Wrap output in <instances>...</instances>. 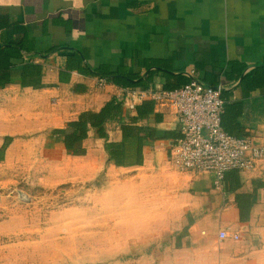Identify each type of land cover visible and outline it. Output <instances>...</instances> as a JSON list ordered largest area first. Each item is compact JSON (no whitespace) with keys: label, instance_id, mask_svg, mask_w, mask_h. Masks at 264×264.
<instances>
[{"label":"crops","instance_id":"obj_1","mask_svg":"<svg viewBox=\"0 0 264 264\" xmlns=\"http://www.w3.org/2000/svg\"><path fill=\"white\" fill-rule=\"evenodd\" d=\"M191 77L221 85L223 129L264 148V0H0V162L18 135L46 141L114 98L121 116L103 122L105 137L89 127L76 146L95 145L115 165L104 145L121 142V126L142 102L128 109L122 88L173 89ZM147 100L150 110L134 123L153 130L142 164L115 166L167 160L169 208L173 199L179 206L176 216L169 209V264H264V157L227 171L218 187L211 172L177 171L176 112ZM222 229L241 237L220 239Z\"/></svg>","mask_w":264,"mask_h":264},{"label":"rangeland","instance_id":"obj_2","mask_svg":"<svg viewBox=\"0 0 264 264\" xmlns=\"http://www.w3.org/2000/svg\"><path fill=\"white\" fill-rule=\"evenodd\" d=\"M132 179L138 188L119 197L114 189ZM178 207L169 208L167 160L116 167L95 145L67 150L18 135L0 162V264H169Z\"/></svg>","mask_w":264,"mask_h":264},{"label":"built area","instance_id":"obj_3","mask_svg":"<svg viewBox=\"0 0 264 264\" xmlns=\"http://www.w3.org/2000/svg\"><path fill=\"white\" fill-rule=\"evenodd\" d=\"M96 81L99 86L106 84L103 76ZM121 91L128 109H134L139 101L152 99L176 112L180 136L172 141L170 153L177 171L211 172L218 187L227 171L249 169L254 160L264 157V148L250 137L230 134L223 129L221 85L191 77L178 88L125 87ZM218 237L237 240L241 235L236 229H222Z\"/></svg>","mask_w":264,"mask_h":264},{"label":"trees","instance_id":"obj_4","mask_svg":"<svg viewBox=\"0 0 264 264\" xmlns=\"http://www.w3.org/2000/svg\"><path fill=\"white\" fill-rule=\"evenodd\" d=\"M121 103L111 98L98 111H83L75 120L68 121L65 128L51 130L47 139L58 142L67 150H78L76 144L87 137L89 127L95 129L99 137H105L103 122L107 119L121 116ZM151 104L145 99L135 107V115L130 117L121 126V142H106L104 147L109 159L117 166H130L142 164V144L145 138L153 134L152 129H147L134 123L150 110ZM3 145L1 150L5 148ZM247 218V217H246ZM244 220V219H243Z\"/></svg>","mask_w":264,"mask_h":264},{"label":"bare ground","instance_id":"obj_5","mask_svg":"<svg viewBox=\"0 0 264 264\" xmlns=\"http://www.w3.org/2000/svg\"><path fill=\"white\" fill-rule=\"evenodd\" d=\"M131 183H132V185L129 188H127V189L126 188L125 189L121 188V190L114 189L115 192H116V194L119 195V197H123V196H126L131 191H133V190H135V189L138 188V185L136 184L137 183L136 182V179H132L131 180ZM138 183H139V185H142L143 184L142 182H138Z\"/></svg>","mask_w":264,"mask_h":264}]
</instances>
